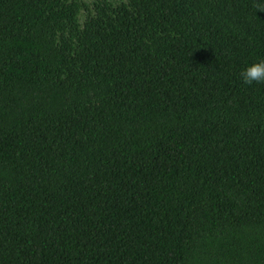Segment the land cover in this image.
<instances>
[{
    "label": "trees",
    "instance_id": "obj_1",
    "mask_svg": "<svg viewBox=\"0 0 264 264\" xmlns=\"http://www.w3.org/2000/svg\"><path fill=\"white\" fill-rule=\"evenodd\" d=\"M264 0H0V264H264Z\"/></svg>",
    "mask_w": 264,
    "mask_h": 264
},
{
    "label": "clouds",
    "instance_id": "obj_2",
    "mask_svg": "<svg viewBox=\"0 0 264 264\" xmlns=\"http://www.w3.org/2000/svg\"><path fill=\"white\" fill-rule=\"evenodd\" d=\"M264 11V10H258ZM243 81L245 84L264 83V60L249 65L242 72Z\"/></svg>",
    "mask_w": 264,
    "mask_h": 264
}]
</instances>
